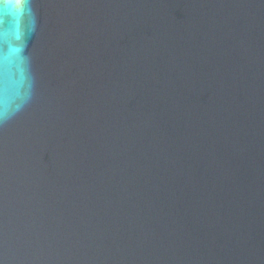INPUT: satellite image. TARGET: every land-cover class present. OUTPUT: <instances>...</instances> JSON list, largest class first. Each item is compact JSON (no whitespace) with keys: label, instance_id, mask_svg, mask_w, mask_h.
Instances as JSON below:
<instances>
[{"label":"water","instance_id":"1","mask_svg":"<svg viewBox=\"0 0 264 264\" xmlns=\"http://www.w3.org/2000/svg\"><path fill=\"white\" fill-rule=\"evenodd\" d=\"M0 264H264V0H0Z\"/></svg>","mask_w":264,"mask_h":264}]
</instances>
